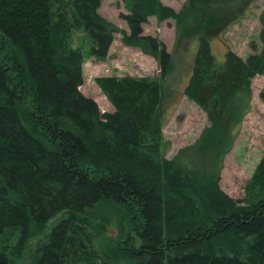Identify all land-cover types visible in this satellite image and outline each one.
Returning a JSON list of instances; mask_svg holds the SVG:
<instances>
[{
    "label": "trees",
    "instance_id": "trees-1",
    "mask_svg": "<svg viewBox=\"0 0 264 264\" xmlns=\"http://www.w3.org/2000/svg\"><path fill=\"white\" fill-rule=\"evenodd\" d=\"M122 1L129 32L100 13L103 0H0V264H14L34 228L60 214L32 264H109L85 218L103 202L130 216L135 239L114 256L131 264H264V156L242 200L219 181L235 138L231 125L250 109L252 80L264 76V10L261 50L246 59L228 50L219 63L209 37H198L185 95L211 126L168 160L159 111L174 58L143 27L154 16L180 25L186 14L161 0ZM76 32L98 59L122 33L126 46L158 61L159 77L97 78L114 108L103 113L81 91L85 57L73 46ZM194 150L215 152L210 175Z\"/></svg>",
    "mask_w": 264,
    "mask_h": 264
},
{
    "label": "rangeland",
    "instance_id": "rangeland-1",
    "mask_svg": "<svg viewBox=\"0 0 264 264\" xmlns=\"http://www.w3.org/2000/svg\"><path fill=\"white\" fill-rule=\"evenodd\" d=\"M177 13L185 12V22L177 25L174 19L159 20L151 17L145 24L144 35L159 37L173 54L170 74L162 82V103L159 117L163 122L165 139L171 147L166 159L176 158L182 151L195 146L204 131L211 126L207 114L185 95L192 73L198 47V37L202 34L210 39L211 48L219 63L225 61L228 50L246 59L261 50L260 16L264 10V0H161ZM100 13L120 30L129 32L127 23L121 18L128 13L122 0H103ZM115 40L105 59L91 57L90 43L85 35L76 32L73 46L81 48L85 57L84 84L81 91L94 99L103 113H112L113 106L98 86L100 77H150L158 78V61L141 49L126 46L122 33L115 34ZM250 109L237 126L231 125L234 138L225 155L220 170V187L230 197L242 200L245 186L254 175L264 156V101L260 94L264 89V76L252 80ZM196 162L207 174L217 167L214 153L205 155L194 150ZM191 157L193 151H188ZM199 154V155H198ZM65 214L50 221L47 226L36 231L24 252L14 259V264H32L37 248L52 233ZM97 236V247L111 257L109 264H131L121 256L120 251L129 237L135 239L130 224V216L124 206L113 202H103L85 215ZM119 253V252H118Z\"/></svg>",
    "mask_w": 264,
    "mask_h": 264
},
{
    "label": "crops",
    "instance_id": "crops-1",
    "mask_svg": "<svg viewBox=\"0 0 264 264\" xmlns=\"http://www.w3.org/2000/svg\"><path fill=\"white\" fill-rule=\"evenodd\" d=\"M145 26V25H144Z\"/></svg>",
    "mask_w": 264,
    "mask_h": 264
}]
</instances>
